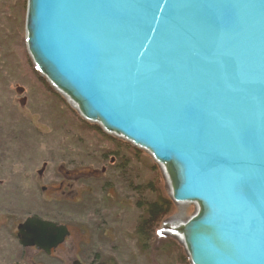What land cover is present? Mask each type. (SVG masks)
Masks as SVG:
<instances>
[{"label": "water", "instance_id": "water-1", "mask_svg": "<svg viewBox=\"0 0 264 264\" xmlns=\"http://www.w3.org/2000/svg\"><path fill=\"white\" fill-rule=\"evenodd\" d=\"M26 51L80 118L146 152L190 264H264V0H27ZM51 254L65 224L27 216ZM71 264H84L74 260Z\"/></svg>", "mask_w": 264, "mask_h": 264}, {"label": "rangeland", "instance_id": "rangeland-1", "mask_svg": "<svg viewBox=\"0 0 264 264\" xmlns=\"http://www.w3.org/2000/svg\"><path fill=\"white\" fill-rule=\"evenodd\" d=\"M26 4L0 0V264H190L188 257L186 263L181 256L140 252L134 224L145 218L147 203L170 199L161 170L142 150L135 162L121 165L122 181L107 170L117 161L109 153L110 141L73 132L75 118H82L36 72L27 54ZM67 171L80 175L63 193L57 183ZM194 208L173 203L161 222L178 214L188 218ZM30 215L70 228L51 254L21 245L16 227ZM160 236L182 247L173 237Z\"/></svg>", "mask_w": 264, "mask_h": 264}, {"label": "trees", "instance_id": "trees-1", "mask_svg": "<svg viewBox=\"0 0 264 264\" xmlns=\"http://www.w3.org/2000/svg\"><path fill=\"white\" fill-rule=\"evenodd\" d=\"M69 114L70 115L72 114L71 111H69ZM73 124L74 126L71 124L73 126L72 127L73 132L80 130L79 132L81 134L85 133L93 137H97V138L99 137V139L102 140L107 139L110 141L109 143H111V145L109 148L110 149L109 153L112 152V155L115 158H117V161L114 160L113 162L108 163L107 170H110L112 168L110 172H113V175L115 176L119 174L121 176L122 181H123L122 168L124 167V165H126V163L129 164L135 162L134 159L140 156L141 154H143V152L134 149L132 146H130L125 142L122 141L119 142L115 139L107 137L101 128H99L98 126L96 127L90 125L88 124V122H85L82 119L78 121L77 118H75V122H73ZM62 127L64 128V125H62ZM172 210H173V202H171L168 197H159L156 199V201L147 203V207H145L146 216L145 218L140 219L139 223L134 224L135 226L133 228V232L138 239L139 250L144 256L149 254V251L151 252V255L168 253V255H174L176 257L181 256L182 260L187 263L188 262L187 256L184 255L181 246H178L177 243L172 239H170L169 237L163 238L158 234L156 235V230L158 228L159 223L163 220V218L167 217V215H169ZM52 221L56 222L55 220ZM154 242L155 245H153Z\"/></svg>", "mask_w": 264, "mask_h": 264}, {"label": "flooded vegetation", "instance_id": "flooded-vegetation-1", "mask_svg": "<svg viewBox=\"0 0 264 264\" xmlns=\"http://www.w3.org/2000/svg\"><path fill=\"white\" fill-rule=\"evenodd\" d=\"M64 174H66L65 175V178L64 179H62V180H60L58 183H57V188L59 189V190H61V191H63V193H64V191L68 188V186H69V184H67V183H69L72 179H75V178H78L79 177V175L80 174H78V173H75L74 171H67L66 173H64ZM97 175V173L96 172H92V176L94 177V176H96ZM37 216V215H36ZM41 218V217H40ZM43 219V218H42ZM23 222V221H22ZM66 227H67V225H66ZM68 228V227H67ZM70 228H68V230H69ZM69 232H70V230H69ZM70 234V233H69ZM68 237V236H67ZM66 239V238H65ZM58 248V247H57ZM30 249H32V248H30ZM34 250H35V248H33ZM53 250H55V249H52V252H53ZM39 252H43V251H40V250H38ZM44 253V252H43Z\"/></svg>", "mask_w": 264, "mask_h": 264}, {"label": "bare ground", "instance_id": "bare-ground-1", "mask_svg": "<svg viewBox=\"0 0 264 264\" xmlns=\"http://www.w3.org/2000/svg\"><path fill=\"white\" fill-rule=\"evenodd\" d=\"M45 189V188H44ZM170 201H171V199H170ZM41 251V250H40ZM44 252V251H43Z\"/></svg>", "mask_w": 264, "mask_h": 264}]
</instances>
